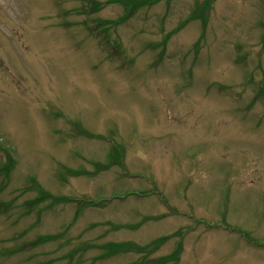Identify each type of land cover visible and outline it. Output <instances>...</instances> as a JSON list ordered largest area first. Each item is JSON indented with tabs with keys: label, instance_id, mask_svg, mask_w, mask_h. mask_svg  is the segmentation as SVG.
<instances>
[{
	"label": "rangeland",
	"instance_id": "1",
	"mask_svg": "<svg viewBox=\"0 0 264 264\" xmlns=\"http://www.w3.org/2000/svg\"><path fill=\"white\" fill-rule=\"evenodd\" d=\"M0 264H264V0H0Z\"/></svg>",
	"mask_w": 264,
	"mask_h": 264
}]
</instances>
